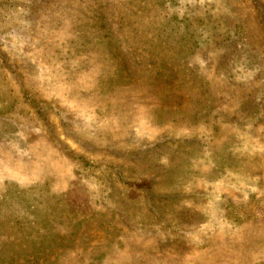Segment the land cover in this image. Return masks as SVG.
<instances>
[{"label": "rangeland", "instance_id": "374dc122", "mask_svg": "<svg viewBox=\"0 0 264 264\" xmlns=\"http://www.w3.org/2000/svg\"><path fill=\"white\" fill-rule=\"evenodd\" d=\"M0 264H264V0H0Z\"/></svg>", "mask_w": 264, "mask_h": 264}]
</instances>
